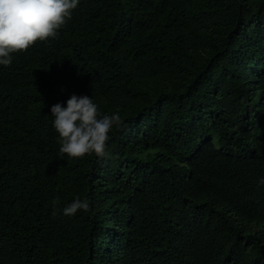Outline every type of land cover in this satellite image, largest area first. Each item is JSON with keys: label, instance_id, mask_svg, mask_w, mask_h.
Listing matches in <instances>:
<instances>
[{"label": "trees", "instance_id": "16d2710c", "mask_svg": "<svg viewBox=\"0 0 264 264\" xmlns=\"http://www.w3.org/2000/svg\"><path fill=\"white\" fill-rule=\"evenodd\" d=\"M72 93L105 155H58ZM261 177L264 0H80L0 66V264H264Z\"/></svg>", "mask_w": 264, "mask_h": 264}, {"label": "clouds", "instance_id": "9594fccd", "mask_svg": "<svg viewBox=\"0 0 264 264\" xmlns=\"http://www.w3.org/2000/svg\"><path fill=\"white\" fill-rule=\"evenodd\" d=\"M79 3L80 0H0V66H10L13 53L25 51L37 41L57 38ZM50 113L58 155L68 158L105 155L110 134L121 122L116 112L101 116L97 103L87 94L72 93L63 103L52 104ZM258 184L264 185V177ZM81 210H89V201L75 197L61 214L71 217Z\"/></svg>", "mask_w": 264, "mask_h": 264}]
</instances>
